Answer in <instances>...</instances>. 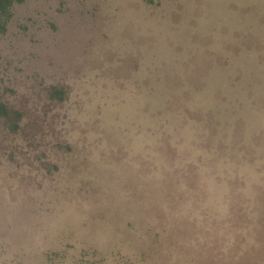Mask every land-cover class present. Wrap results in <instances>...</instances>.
Wrapping results in <instances>:
<instances>
[{
  "label": "rangeland",
  "instance_id": "obj_1",
  "mask_svg": "<svg viewBox=\"0 0 264 264\" xmlns=\"http://www.w3.org/2000/svg\"><path fill=\"white\" fill-rule=\"evenodd\" d=\"M12 14L0 98L25 116L0 125V264H264V0Z\"/></svg>",
  "mask_w": 264,
  "mask_h": 264
},
{
  "label": "trees",
  "instance_id": "obj_2",
  "mask_svg": "<svg viewBox=\"0 0 264 264\" xmlns=\"http://www.w3.org/2000/svg\"><path fill=\"white\" fill-rule=\"evenodd\" d=\"M25 0H0V34H5L8 30V25L12 19V10L16 4H21ZM65 97V91L63 88L52 86L47 101L56 102L62 101ZM57 105V104H55ZM24 112L17 110L9 104L3 102L0 98V125L3 131L8 135H15L23 130ZM50 170L51 164L45 165ZM56 168V167H55ZM66 256V252H63V257Z\"/></svg>",
  "mask_w": 264,
  "mask_h": 264
}]
</instances>
